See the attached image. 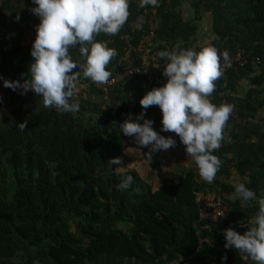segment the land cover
Wrapping results in <instances>:
<instances>
[{
  "label": "trees",
  "instance_id": "16d2710c",
  "mask_svg": "<svg viewBox=\"0 0 264 264\" xmlns=\"http://www.w3.org/2000/svg\"><path fill=\"white\" fill-rule=\"evenodd\" d=\"M35 6L32 0H0L3 79L22 82L29 74L34 58L23 38ZM128 11L118 34L95 38L117 51L107 66L112 75L131 59L133 66L140 65L141 55L128 50L150 31L155 34L151 54L160 64L165 59L157 53L176 45L197 52L214 46L218 53L227 51L230 60L245 51L247 63L227 68L209 97L216 106L234 105L225 139L213 152L220 170L209 184L190 158L175 166L176 177L154 189L128 167V137L119 126L129 114L135 120L145 111L154 130L176 140L170 152L185 150L177 134L161 131L159 106L142 109L141 98L156 88L145 77H126L110 87L81 78L72 98L79 103L76 113L45 108L41 96L22 95L0 79L9 104L0 114V264H254L245 253L225 249L223 232L230 227L246 232L264 198V126L257 121L264 109V0H159L158 6L143 8L139 0H130ZM78 47H70L74 59H80ZM116 157L122 165L108 163ZM126 175L134 182L118 191ZM234 175L257 200L243 202L235 195L229 183ZM198 192L224 195L218 234L213 225L205 229L210 222L199 217ZM199 240L208 242L199 248Z\"/></svg>",
  "mask_w": 264,
  "mask_h": 264
},
{
  "label": "clouds",
  "instance_id": "9594fccd",
  "mask_svg": "<svg viewBox=\"0 0 264 264\" xmlns=\"http://www.w3.org/2000/svg\"><path fill=\"white\" fill-rule=\"evenodd\" d=\"M32 3L36 6L30 11L40 18V23L31 48L34 62L29 66V74L22 82L0 79L4 87L19 89L22 95L31 91L41 96L45 108H54L58 113H76L79 103L72 102V98L80 79L101 85L107 84L112 77L107 66L117 51L109 47L107 41L97 42L95 38L100 33L109 36L119 33L129 16L130 0H32ZM149 5L156 7L159 0H139L141 8ZM16 19L19 20V16ZM76 46H79L76 53L80 59H74V53L70 52V47ZM157 55L167 60L163 70L167 82L148 91L139 103L143 110L159 106L161 131L179 136L201 179L211 184L221 168V161L213 152L225 139L224 129L234 105L216 106L209 97L215 91V82L223 75L221 57L230 63L229 53H218L214 46L203 47L197 52L176 45ZM26 123L19 124L21 131ZM153 123L142 111L135 120L129 114L119 126L125 136L148 149L149 160L152 154L176 145L171 136L165 137L154 130ZM108 163L122 165L119 157ZM133 182L134 177L126 175L117 190L127 191ZM235 195L243 202L257 200L256 193L244 182L235 185ZM258 204L259 211L251 221L252 226L247 223L246 232L240 234L231 227L224 230V247L245 253L254 264H264V198H260Z\"/></svg>",
  "mask_w": 264,
  "mask_h": 264
},
{
  "label": "built area",
  "instance_id": "2783aa9c",
  "mask_svg": "<svg viewBox=\"0 0 264 264\" xmlns=\"http://www.w3.org/2000/svg\"><path fill=\"white\" fill-rule=\"evenodd\" d=\"M154 38L155 34L150 31L149 33H146L141 37L136 47L129 48L128 53H131L132 51L141 55L140 65L133 66L131 59L128 66L120 70H116L110 78L109 82L107 84L101 85L110 87L113 86L118 80L124 79L126 77L132 78L135 76H140L145 77L147 81L155 87L163 86L167 82V77L163 76V70L167 63V60L160 64L157 57L151 54V46ZM4 41V35L0 34V44L4 43ZM246 63V55L243 51H241L233 56V58L230 60V63H224L221 68L223 72H225L230 66H233L234 69L237 70L239 67H243ZM209 100L211 102V98H209ZM195 196L200 219L210 222V224H207L205 226V229L211 230L213 225L216 233L218 234L220 228L224 225L223 219L224 213L226 211V207L225 205H223L224 203L222 200L224 195L218 196L209 192H198L197 194H195ZM204 242L208 241L199 240V248ZM196 253H198V250L196 251Z\"/></svg>",
  "mask_w": 264,
  "mask_h": 264
},
{
  "label": "rangeland",
  "instance_id": "374dc122",
  "mask_svg": "<svg viewBox=\"0 0 264 264\" xmlns=\"http://www.w3.org/2000/svg\"><path fill=\"white\" fill-rule=\"evenodd\" d=\"M182 12L183 14H188L187 11H185V8L182 9ZM39 23L40 18L35 15L31 30L27 32L23 38V46L25 49L32 47L37 34L36 28ZM8 105L7 93L0 90V114L8 111ZM257 121L260 122L262 127L264 126V109L258 113ZM124 146L125 156L127 155L126 157L128 160V163L126 162V164L128 167L138 170L142 178L150 183L154 189L159 187L163 180L176 177L179 173L174 170L175 166L185 164L190 159L187 158L188 156L185 150H180L177 153H172L170 150H166L152 154L151 160H149L146 155L148 149L137 145L132 137L127 138ZM240 182H242V180L237 175L232 176L229 180V183L232 186H235Z\"/></svg>",
  "mask_w": 264,
  "mask_h": 264
},
{
  "label": "crops",
  "instance_id": "0c3cea01",
  "mask_svg": "<svg viewBox=\"0 0 264 264\" xmlns=\"http://www.w3.org/2000/svg\"><path fill=\"white\" fill-rule=\"evenodd\" d=\"M169 159V158H168Z\"/></svg>",
  "mask_w": 264,
  "mask_h": 264
}]
</instances>
